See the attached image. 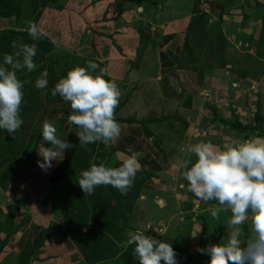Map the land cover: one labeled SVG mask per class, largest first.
<instances>
[{
    "label": "crops",
    "instance_id": "1",
    "mask_svg": "<svg viewBox=\"0 0 264 264\" xmlns=\"http://www.w3.org/2000/svg\"><path fill=\"white\" fill-rule=\"evenodd\" d=\"M67 1L57 2L65 3L64 6ZM161 1L157 0V3L162 4ZM238 1L242 0H226L224 3L230 10ZM192 3L191 0H167L166 8L163 5L159 6L158 18L164 16V10L169 13L170 22L165 28V33L175 34V30L183 31L187 28L190 18L193 17L187 8ZM46 4L50 5L48 2ZM85 4L86 8H83ZM66 9L58 11L54 18H51L50 12V16L46 13L50 20L46 19L45 11L40 10L31 18L29 15L28 18L25 17L27 14L17 17L14 11L11 15H0V32H20L24 29L23 24L27 21V25L30 24L29 19L37 20L39 17L41 21V18L45 17L42 18V29L45 28L43 30L46 35L43 37H47L46 40L33 39L24 31L22 43L35 44L37 49L34 57L37 67L32 71L33 74L37 71V75L33 76L32 85L41 73L46 71L49 86L45 92H35L30 99L29 109L25 113L29 118L26 120L27 127L17 130L22 133V139L17 140L16 144L13 142L15 152L9 153V161L3 159L0 165V264H87L83 256V245H80V241L87 240V237L83 235V227L81 229L74 219L75 213L65 210V200L69 196L67 192L70 190L73 168L82 163L88 166L94 164L100 152L104 153V164L109 167H118L121 161L133 152L137 154L141 165L139 175H136L140 177V190L137 189L131 211L137 213L136 207L143 213L147 210L146 227L154 228L153 232L149 231L151 236L156 239L161 237L169 242L175 241L178 247L184 246L185 250L180 252H176L173 246L178 262L208 264L210 257L197 249L226 239V222L231 212L221 211L218 217L213 218L211 211L219 206L216 205L217 202L198 200L187 191V182L181 176L184 170L182 165L189 159L186 149L188 145L202 141L223 145L233 139L243 140L242 133L251 135L264 132V60L257 58L261 66H257L256 69L251 65L247 67L252 69V73L257 69L262 70L259 76L263 77L260 81L254 77V73V78L249 79L247 76L238 78L229 71L233 67V59H239L243 54V50L238 49H234L233 52L225 51V57L228 59L225 71H219L217 74L216 70H210L207 73L203 69H196L195 65L190 66L189 62L188 64L186 61L183 62L184 56L181 59L178 38L174 37L165 45L157 44L159 46L157 49H154L156 45L151 48L141 43L140 24L145 22V18L136 12V5L127 8L123 0H75ZM237 10H240V6ZM67 14L71 18L66 19ZM240 15L233 17L235 31L226 32L228 34L230 32L229 36L246 41L252 37L257 45L256 39L261 32L260 22L256 20L255 23L245 25L244 12ZM95 17L101 20L99 32L103 33L102 35L98 32L95 34V29L93 30L90 24ZM36 23L34 21L32 24ZM70 26L73 32L68 37L64 30ZM244 26L246 29H243ZM60 28L64 33L57 35ZM80 29L90 30L93 37L103 36L104 40H101L98 46L92 47L87 40L84 42L81 40L82 36L78 34ZM146 32L144 36L150 37L149 32L148 34ZM226 32L224 35L223 30L218 31L224 40L227 38ZM11 37L13 38L7 37L9 46L14 42V37L16 38ZM41 41L49 48L42 46L44 49L41 51ZM69 41H74L72 43L74 48L70 50L67 47ZM10 49L12 53L13 48ZM91 52L96 56L94 60L99 69H106V78L113 80L121 93L114 110V118L120 124L121 132L116 141L108 145L98 141L82 146L76 135L78 129L67 122V117L72 112L70 105L58 95L51 94L55 83L66 75L68 70L84 66L82 56ZM245 52L253 59L256 58L253 52ZM69 54L73 57L70 58ZM18 72L23 76L32 73L26 69ZM253 80L254 83L251 82ZM251 84L254 90H250ZM165 85L167 88L164 90L167 91L175 88L178 94L176 99L186 98V102L189 99L188 103L191 106L193 101L197 104L195 100L201 102L200 104L198 102L199 107L195 108L203 112L197 115L189 114L196 120L200 117L203 119V125L201 124L203 130L200 131L202 135L197 142L189 140V136L185 134L178 133V136L180 134L178 137L171 132L168 124L166 127L162 122L149 120L151 114L155 112L159 114L160 108H164L163 99H159V95L156 96V100L162 103L152 102L155 98L153 94L161 91ZM203 93H210L211 101H205L206 103L201 101L200 95ZM170 100L172 102H169ZM170 100L167 102L169 105L171 103V107L178 103L175 98ZM254 100H260L261 104L256 106ZM183 110L184 113H188L191 108L184 107ZM214 113H218L219 121L215 120ZM257 116L261 122L257 121ZM45 120L54 123L58 135L72 145L66 150L64 159L59 163L53 162V167L47 171L38 166L37 161L42 158L38 156L36 150L42 139L41 131ZM26 131L28 137L24 135ZM45 146L48 144L45 143ZM181 184L185 187L182 188ZM148 206L152 208L151 212L148 211ZM163 210L168 212L162 215ZM135 216L127 222L126 230H145V226L134 219ZM161 226L165 236L157 237L156 230H160ZM248 230L244 231L250 233ZM127 231L119 243L127 242L130 236ZM195 232L199 233L193 238L191 234ZM245 236L247 234H244ZM180 238L185 239L182 241Z\"/></svg>",
    "mask_w": 264,
    "mask_h": 264
},
{
    "label": "clouds",
    "instance_id": "2",
    "mask_svg": "<svg viewBox=\"0 0 264 264\" xmlns=\"http://www.w3.org/2000/svg\"><path fill=\"white\" fill-rule=\"evenodd\" d=\"M28 34L33 39L46 35L38 24L30 25ZM11 47L13 52L3 54L0 60V130L9 135L23 123L20 111L24 81L18 78L17 71L32 72L37 67L35 44L13 42ZM98 68L97 63L88 61L86 66L68 70L51 93L70 105L72 112L67 122L78 129L76 135L82 146L98 141L108 145L121 132L114 118L120 90L113 80L106 78V69L97 72ZM47 76L46 71L42 72L35 87L47 88ZM41 137L36 150L42 159L37 164L47 171L53 162L64 159L72 145L58 135L54 123L48 120L43 122ZM186 151L189 159L182 165L181 176L187 182V191L198 200L217 202L219 206L211 211L213 218L221 211L231 212L226 222V239L197 250L210 257L208 264H264V137L233 139L223 145L202 141L188 145ZM140 170L138 156L133 152L118 167L91 164L80 173L77 183L84 195H92L101 185H110L124 194ZM246 222L250 224L247 238L242 228ZM146 230H137L127 240L128 245H134L133 255L139 264H178L171 244L146 235ZM156 231L165 236L163 230ZM199 232L191 236L195 238Z\"/></svg>",
    "mask_w": 264,
    "mask_h": 264
},
{
    "label": "rangeland",
    "instance_id": "3",
    "mask_svg": "<svg viewBox=\"0 0 264 264\" xmlns=\"http://www.w3.org/2000/svg\"><path fill=\"white\" fill-rule=\"evenodd\" d=\"M57 1L58 0H8L7 2L6 0H1L0 11L5 12L10 8L12 11H14L17 17H22L23 14H27L25 17L29 15V18H31L33 14L38 13L40 10V12L45 11V14L46 13L49 14L50 12L51 18H54L56 13H58V11H61L62 9H66L68 6H71L75 0H68L66 5L64 6L63 4L65 3H58ZM166 1L167 0H162L161 1L162 4H159V2L157 3V0H123V3L127 8L136 5V12L139 14L141 13L142 18H145V22L140 24V29H141L140 37H142L141 43L147 46H151V48L152 46L156 45L154 49H157L159 47L157 44L162 43V45H165L167 41L173 40L174 37L175 39L178 38L180 44L181 59L184 56L183 62L185 61L186 63L189 62L190 66L195 65L196 69L199 68L203 69L207 73L210 70L211 71L216 70L217 74L219 73V71H225L224 68L228 61L227 57H225L224 54L225 51L233 52L234 49L235 50L238 49L240 51L243 50V54L241 55V58H239L241 60H239L238 58L237 59L234 58L233 67H231L229 71H232L233 74L236 75L238 78L247 76L249 79H253L255 77L257 78L258 81H260L261 77H263V75L259 76L262 70L261 69L254 70L253 73L255 76L253 77L252 69L250 68L247 69V67L251 65L253 69H256L257 66H261L260 65L261 63H258L257 58L264 60V15H263L264 2H261V0H242V1H238L237 4H234L233 5L234 8L229 10L227 8V5L224 3L226 2V0H210V3L209 0H191V2L193 3L187 9H190L191 12L189 13L193 17L190 18L189 20L190 22L187 28L183 31L182 29L175 30L176 31L175 34L172 33L167 34L165 33V28H167V25H169L170 22L168 15L169 13H167L164 10L163 17L158 18L157 16L159 15L158 13L159 6L161 7L163 5L166 8L165 6ZM179 1H183V0H179ZM46 2H48L50 5L47 6L48 4H46ZM238 6H240V10H237ZM82 7L86 8V4L83 5ZM241 12H244L245 14L244 16L245 21H243L245 25L255 23L256 20L260 22L261 32L260 34H258L256 39L257 45H255V43L253 42L254 40L252 37H250L248 41H246V40H241L239 37L237 38V37L229 36L230 32L229 34L227 33L230 30L235 31L236 28L234 25L236 24L235 22H233L234 20L233 17L241 16L240 15ZM47 14H46V19L50 20ZM69 17L71 18V16L67 14L66 19ZM38 18L37 20L35 18L34 20L29 19L30 24L27 25L28 21L26 22V24H23L24 29L23 31L20 32L23 33L28 32L29 26L34 21L37 22L36 24H38L42 28L43 27L42 18L45 17L43 16L41 18V21ZM199 18H201L202 20H200ZM100 21L101 20H99L98 17H95L90 22V24H92L93 30L95 29L94 30L95 34H97L98 32L100 35H102L103 33L99 32L101 30V28H99ZM228 26H232V28H229ZM71 27L72 26L67 28V30L66 29L64 30L67 32L68 37H70L69 35H71V32H73L71 30ZM20 28H22V26ZM244 28L246 29L245 26L243 27V29ZM168 29L169 31H171V27H169ZM145 30L149 32L150 37L144 36V33L146 32ZM219 30H223L224 35L225 32L227 31L226 35L228 39L225 38L226 39L225 42L222 41L221 35L218 33ZM47 31H51V30H47ZM58 31L59 33L57 32V35H61L64 33L63 29L61 28ZM147 32L146 34H148ZM78 34L82 36L81 40H83V42L84 40L85 41L87 40V42H89L92 47L98 46L101 40H104V38H102L103 36L93 37L91 31L87 29L86 30L80 29ZM8 37L11 39L13 38L11 36ZM46 38L42 37L40 38V40L44 41V39L46 40ZM23 40H24L23 36L22 37L19 36L16 38L14 37V42H16L17 44H24L22 43ZM73 42L74 41H69V43L67 44L69 50L70 48H74V45L72 44ZM40 46H41V51L44 49L42 48V46L49 48V46L44 42H42ZM245 51L253 52L254 57L256 58L253 59L250 56V54L246 53ZM41 56L42 55H40V57ZM69 56L70 58L73 57L72 54H69ZM82 57H84L83 58L84 66H86V63L88 61L95 62L94 59L96 58L93 52H91V54L86 53ZM236 65L238 66V68H236ZM96 71L98 72L99 70ZM17 76L20 80H22L21 78L23 75L20 74L18 71H17ZM251 82L254 83L255 81L253 80ZM251 85L249 86L250 90H254L253 85L252 86ZM48 88L49 86H47V88L45 89H38L35 87V84L32 85L29 83H24V87L22 91L24 93V91L32 90V94H33L35 92H43V91L45 92V90ZM164 88H167V86L165 85L161 89V91L154 93L153 96H155V98L154 99L152 98L153 99L152 103H155L156 101L160 103L164 102V106H163L164 108L162 107L160 108L161 110L159 114H156V112L154 114H151L149 116V120L151 122L152 121L162 122L165 124L166 127H168L169 125L171 128V132L175 133L177 136L178 133L185 134V136L187 135L189 136L188 138L189 140H193V141L195 140V142H197L200 139V136L202 135L200 131L203 130L202 129L203 119L200 117L199 120H196V118L194 117L192 118L189 114H196V115L197 113L201 114L203 111L201 110V112H199V110L195 108V106L199 107V104L201 102L195 100L197 104H194L193 101V104L191 106L188 103L189 99H187V102L185 100L186 98L176 99L178 94L175 88L172 89L173 91L171 90V88L169 91L164 90ZM157 95H159L158 96L159 99L160 98L161 100L163 99L162 102L156 100ZM200 96L202 97L201 101L203 102L211 101L210 93L207 94L203 93ZM174 98L176 101H178V103L176 105L174 104L173 107H171V103L169 105L167 100ZM169 102H172V100H170ZM254 103H256V106L261 104L260 100L259 101L254 100ZM184 107L191 108V111L188 113H184L183 110ZM214 114H215V120L219 121L220 117L218 113H214ZM22 115L21 118L23 120V123L20 128L27 127L26 120L28 121L29 119L27 117L28 115H26L25 113L23 116ZM212 119H213V115H212ZM256 119L257 121H260V117L257 116ZM25 133L26 134L24 135L28 137L29 136L28 131H26ZM237 133L239 134V132ZM263 133L260 134V132H258V133H253L251 135L250 134L248 135L247 133L246 134L242 133V136L244 137V139H249L257 136L262 137L264 135ZM21 134L22 133H19V131H17L16 134H14L15 135L14 144H16L15 142L17 140L20 141L22 139ZM180 134L178 137H180ZM8 137L9 134L7 132L0 130V165L2 164L3 159L4 161L10 159L9 158L10 155H8L9 153L12 154V152H15L14 149L15 147H13V144L9 149L7 150L4 149V143L7 141L6 139ZM104 156H105L104 153L100 152L99 156H97V159H95V164L104 163V158H105ZM89 166L84 165L82 163L80 166L77 165L73 168L70 176V190L69 192H67L69 196H67L65 200L66 201L65 210L67 209L75 213L74 219L76 220L78 226H81V229L83 227L84 229L83 235H86L87 237V240L80 241V245L81 246L83 245L82 251L85 262L87 264H139V261L133 255L134 245H128L127 242L124 244H121L119 242H121L120 240L124 238L123 236L127 231L126 230L127 222L130 221L132 216H135V214L136 216L134 219L137 220L141 225H144L145 229H147L145 232L146 235L151 236L152 234L149 231L151 232L154 231V228H152L153 226L146 227L147 220H145V215H147L146 213L147 210L143 213L141 212V209H137L138 207H136L137 213L134 214L133 211H131L133 207L131 205L135 203L134 202L135 195L137 189L140 187V177L139 178L135 177L132 186L124 194H122L119 190L111 187L110 185H101L95 188L92 195H84L77 181L80 176V173L83 170L89 168ZM106 166L108 165L106 164ZM128 205L131 207H129ZM148 207H149L147 208L148 211L151 212L150 210L152 208L150 206ZM167 212L168 211L163 210L162 215L166 214ZM128 224H130V222ZM243 226H245L244 230H248L250 228L249 223H245L243 224ZM160 228H161L160 230H164L163 226H161ZM76 230L78 233V228H76ZM137 230L129 229L127 233L133 234ZM130 231H132V233ZM244 234H247V236H245V238H247L250 233L244 231ZM155 235H157V237L160 236L157 231ZM105 236H107V238ZM157 239L166 240L161 237ZM184 239L185 238L183 239L180 238V240L182 241H184ZM167 241L169 242V240ZM169 243L171 244L172 247L174 246L176 252L185 250L183 249L184 246H179V247L176 246L175 241H171ZM178 264H181V262L179 261Z\"/></svg>",
    "mask_w": 264,
    "mask_h": 264
},
{
    "label": "trees",
    "instance_id": "4",
    "mask_svg": "<svg viewBox=\"0 0 264 264\" xmlns=\"http://www.w3.org/2000/svg\"><path fill=\"white\" fill-rule=\"evenodd\" d=\"M1 1V0H0ZM12 14V10L9 8L7 11L0 13V15H11ZM200 20H202L201 18H199ZM8 36H16V37H24V33L22 32H12V31H3L0 32V60H2L3 54L5 53H11V46H9V38H7ZM221 39L223 42H225L224 38L221 36ZM37 71H35V74H33L34 72L23 76L21 79L22 81H24V83H29L32 84V81L34 80L33 76L35 77L37 75L36 73ZM34 95V93L32 94V90L30 91H24L23 93V97H22V103H21V111H20V115H24V113L27 112V109H29L30 106V99L32 98V96ZM22 115V116H23ZM16 134V132L14 133ZM9 135V137L6 139L7 141L4 143V149L7 150L11 147V145L13 144V142L15 141V135Z\"/></svg>",
    "mask_w": 264,
    "mask_h": 264
}]
</instances>
